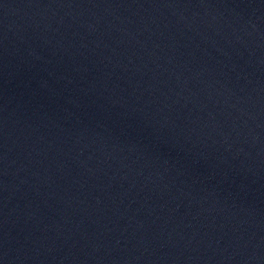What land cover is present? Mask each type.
Wrapping results in <instances>:
<instances>
[{"label":"water","instance_id":"obj_1","mask_svg":"<svg viewBox=\"0 0 264 264\" xmlns=\"http://www.w3.org/2000/svg\"><path fill=\"white\" fill-rule=\"evenodd\" d=\"M0 264H264V0H0Z\"/></svg>","mask_w":264,"mask_h":264}]
</instances>
